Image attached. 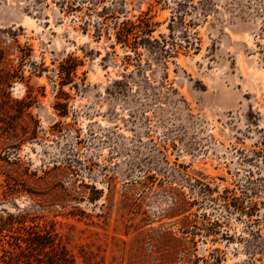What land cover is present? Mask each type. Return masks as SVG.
<instances>
[{"label": "rangeland", "instance_id": "rangeland-1", "mask_svg": "<svg viewBox=\"0 0 264 264\" xmlns=\"http://www.w3.org/2000/svg\"><path fill=\"white\" fill-rule=\"evenodd\" d=\"M37 235L35 264H264V0H0V264Z\"/></svg>", "mask_w": 264, "mask_h": 264}, {"label": "trees", "instance_id": "trees-1", "mask_svg": "<svg viewBox=\"0 0 264 264\" xmlns=\"http://www.w3.org/2000/svg\"><path fill=\"white\" fill-rule=\"evenodd\" d=\"M125 42H127V40ZM66 74L69 77L70 71L66 72ZM13 239L15 242L12 244V246H14L15 249L18 250V252L16 251L12 253L9 251H5L7 254L10 255L9 262L8 263L5 262V264H35V262H37V260H40V259H35V261H33L32 258L34 257V254L30 255V252L26 253V251L32 249L35 245L40 246L39 244L36 243V242H39L40 240H44L45 244L46 242L48 245L52 244V242L50 241L51 239L50 236L43 237L41 235H37L36 237L30 238V239H16V238H13ZM22 242H25L27 244V247H28L27 249H23ZM40 244L43 245L44 243H40ZM62 254L64 256H68L64 254V252H62ZM65 260H67V258Z\"/></svg>", "mask_w": 264, "mask_h": 264}]
</instances>
